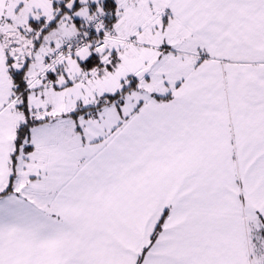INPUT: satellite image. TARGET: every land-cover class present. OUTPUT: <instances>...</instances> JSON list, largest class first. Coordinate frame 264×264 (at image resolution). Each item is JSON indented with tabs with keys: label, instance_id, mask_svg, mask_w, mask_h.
<instances>
[{
	"label": "snow or ice",
	"instance_id": "obj_1",
	"mask_svg": "<svg viewBox=\"0 0 264 264\" xmlns=\"http://www.w3.org/2000/svg\"><path fill=\"white\" fill-rule=\"evenodd\" d=\"M0 264H264V0H0Z\"/></svg>",
	"mask_w": 264,
	"mask_h": 264
}]
</instances>
